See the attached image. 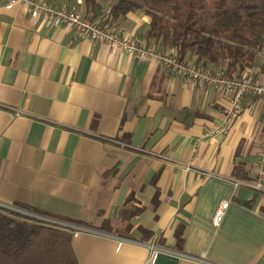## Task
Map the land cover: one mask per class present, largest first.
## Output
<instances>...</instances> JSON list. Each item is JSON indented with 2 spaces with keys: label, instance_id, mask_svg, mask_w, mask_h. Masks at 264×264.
<instances>
[{
  "label": "crops",
  "instance_id": "0c3cea01",
  "mask_svg": "<svg viewBox=\"0 0 264 264\" xmlns=\"http://www.w3.org/2000/svg\"><path fill=\"white\" fill-rule=\"evenodd\" d=\"M45 1L176 52L149 37L143 10L111 21L117 0ZM6 3L0 203L88 223L73 238L79 264H264V189L251 186L264 97L246 94L227 130L212 134L231 104L226 90ZM185 61L213 68L190 53ZM263 62L264 52L243 72L264 81Z\"/></svg>",
  "mask_w": 264,
  "mask_h": 264
},
{
  "label": "trees",
  "instance_id": "16d2710c",
  "mask_svg": "<svg viewBox=\"0 0 264 264\" xmlns=\"http://www.w3.org/2000/svg\"><path fill=\"white\" fill-rule=\"evenodd\" d=\"M96 3L86 0L88 6ZM138 10L151 18L149 37L173 45L180 60L190 53L233 74L252 67L264 52V0H117L109 18ZM13 206L67 224H88L25 203ZM73 238L67 226L0 207V264H79Z\"/></svg>",
  "mask_w": 264,
  "mask_h": 264
},
{
  "label": "built area",
  "instance_id": "2783aa9c",
  "mask_svg": "<svg viewBox=\"0 0 264 264\" xmlns=\"http://www.w3.org/2000/svg\"><path fill=\"white\" fill-rule=\"evenodd\" d=\"M22 3L29 7L32 17L37 18L41 14L46 17V22L50 26L67 25L75 28L81 35L90 38L92 41H99L108 45L111 49H120L128 54L135 55L141 60L155 59L170 68L173 72L185 75L199 83L213 85L226 90L231 94V104L225 110L223 120L211 129L210 133L225 132L229 123L238 115L242 107V100L246 94L264 97V81L255 78L245 72L227 74L219 70L205 68L193 62L180 60L177 52L172 50H159L155 47L147 46L129 34H121L114 31L107 24L91 19L75 10L64 6L55 5L45 0H7L6 7L12 8L14 5ZM257 178L251 186L256 190L264 189V140L257 159ZM240 182V181H236ZM228 201H220L213 217V223L219 225ZM0 207L14 210L25 216L32 217L37 221L49 222L67 226L74 236H77L83 227L67 224L57 220L31 213L25 210L0 203Z\"/></svg>",
  "mask_w": 264,
  "mask_h": 264
}]
</instances>
